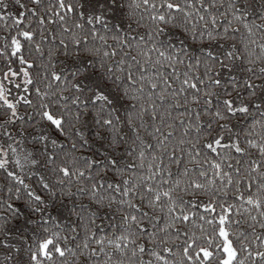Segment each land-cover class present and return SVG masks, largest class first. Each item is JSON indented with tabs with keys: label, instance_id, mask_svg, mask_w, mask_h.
Returning a JSON list of instances; mask_svg holds the SVG:
<instances>
[{
	"label": "snow or ice",
	"instance_id": "obj_1",
	"mask_svg": "<svg viewBox=\"0 0 264 264\" xmlns=\"http://www.w3.org/2000/svg\"><path fill=\"white\" fill-rule=\"evenodd\" d=\"M0 264H264V0H0Z\"/></svg>",
	"mask_w": 264,
	"mask_h": 264
}]
</instances>
